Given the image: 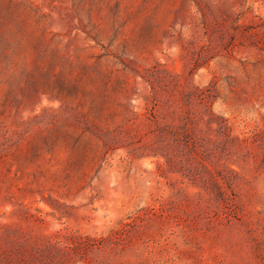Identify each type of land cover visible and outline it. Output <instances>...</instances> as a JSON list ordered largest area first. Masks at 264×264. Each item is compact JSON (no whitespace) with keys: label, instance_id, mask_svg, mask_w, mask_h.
Listing matches in <instances>:
<instances>
[{"label":"rangeland","instance_id":"1","mask_svg":"<svg viewBox=\"0 0 264 264\" xmlns=\"http://www.w3.org/2000/svg\"><path fill=\"white\" fill-rule=\"evenodd\" d=\"M0 264H264V0H0Z\"/></svg>","mask_w":264,"mask_h":264}]
</instances>
